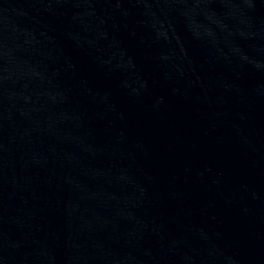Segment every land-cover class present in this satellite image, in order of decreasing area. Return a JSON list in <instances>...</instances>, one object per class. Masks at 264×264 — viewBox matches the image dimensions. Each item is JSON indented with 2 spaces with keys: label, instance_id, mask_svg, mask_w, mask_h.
Returning a JSON list of instances; mask_svg holds the SVG:
<instances>
[{
  "label": "water",
  "instance_id": "95a60500",
  "mask_svg": "<svg viewBox=\"0 0 264 264\" xmlns=\"http://www.w3.org/2000/svg\"><path fill=\"white\" fill-rule=\"evenodd\" d=\"M0 264H264L247 0H0Z\"/></svg>",
  "mask_w": 264,
  "mask_h": 264
}]
</instances>
